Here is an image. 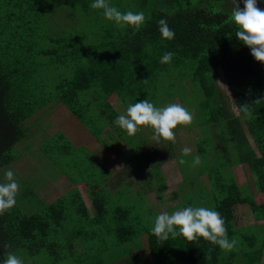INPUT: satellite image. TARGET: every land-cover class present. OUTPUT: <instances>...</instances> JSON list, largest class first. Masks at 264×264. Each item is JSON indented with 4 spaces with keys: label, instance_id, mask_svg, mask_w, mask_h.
Returning <instances> with one entry per match:
<instances>
[{
    "label": "trees",
    "instance_id": "16d2710c",
    "mask_svg": "<svg viewBox=\"0 0 264 264\" xmlns=\"http://www.w3.org/2000/svg\"><path fill=\"white\" fill-rule=\"evenodd\" d=\"M221 1L109 0L121 11L145 13L134 29L105 19L90 0H0V180L5 167L18 177L14 167L25 159L21 167L28 176L16 179L15 204L0 212V245H8L0 250L22 256L24 264L29 257L37 264L42 253L52 264L262 263L264 223L240 226L236 214L238 207L249 208L264 222V200L256 199L264 197V63L235 37V0ZM161 18L172 39L161 37ZM164 51L173 53L170 62H160ZM220 74L238 115L219 89ZM146 98L157 106L176 99L192 115L181 126L195 133L193 149L172 154L182 185L188 169L194 173L177 194L176 208L164 210L168 156L161 153L162 140H150L149 126L127 134L112 123L128 103ZM51 104L72 111L95 139L92 148L76 146L63 133L52 141L37 138ZM123 147L129 158L119 152ZM146 150L149 165L143 162ZM111 154L127 159L135 174L133 165L146 174L111 171ZM240 164L253 172L255 188L238 182L232 168ZM61 177L75 189L52 204L42 202L48 196L41 189L54 190ZM141 193L150 203L159 195L156 214L188 205L214 208L237 244L226 250L179 234L159 239L149 231L156 214L137 200Z\"/></svg>",
    "mask_w": 264,
    "mask_h": 264
},
{
    "label": "clouds",
    "instance_id": "9594fccd",
    "mask_svg": "<svg viewBox=\"0 0 264 264\" xmlns=\"http://www.w3.org/2000/svg\"><path fill=\"white\" fill-rule=\"evenodd\" d=\"M264 0H235L231 9V22L235 26V37L249 48L251 56L264 63V8L258 7ZM242 4L243 7L237 6ZM89 6L101 10V15L121 28H139L144 20L143 11H121L109 0H90ZM158 31L162 38L172 39L174 32L165 19L157 21ZM173 53L164 51L159 60L170 62ZM192 115L182 104L167 103L154 105L148 98L128 103L123 112L117 114L112 123L127 134L137 131L138 126L146 125L152 130L153 140H169L174 136L173 129L177 125L187 124ZM187 151V149H185ZM199 163V157L193 158ZM18 183L11 168L5 167L3 179L0 180V212L10 209L15 204ZM149 231L159 239L176 237L178 234L192 241L203 238L222 249L231 250L237 244L235 238H229L224 227V218L214 208L188 205L171 212H158L152 219ZM0 245V249L7 248ZM0 264H23L20 257L12 252L0 250Z\"/></svg>",
    "mask_w": 264,
    "mask_h": 264
},
{
    "label": "rangeland",
    "instance_id": "374dc122",
    "mask_svg": "<svg viewBox=\"0 0 264 264\" xmlns=\"http://www.w3.org/2000/svg\"><path fill=\"white\" fill-rule=\"evenodd\" d=\"M46 1H47V3H50V0H46ZM203 1L206 4L207 2H210V1L214 2L215 0H206V1L203 0ZM222 2H223L222 5L228 3V2H226V0L221 1V3ZM259 4L261 5L260 7L264 8V3H259ZM216 5L218 6V1L216 2ZM217 82L219 83V87H220L219 89H221L224 92V94H226L228 96V101H230L228 103V106L231 107L232 111L238 115L237 106L234 104L231 92H230L227 84L224 83V77H222L221 74L217 77ZM170 103H178L179 104V102L176 99ZM181 125L182 124L177 125L176 128L173 129V131H175V133H176V134H174L173 138L170 139L172 142H174V144L173 143L171 144V145H173V147L167 143L168 140L167 141L162 140L161 144H159V146L161 147V153L164 156H168V159H167L168 162L165 163V165L162 167V170L165 173L164 176H165V180H166V184H167V188L164 190V193H163L164 210L176 208L179 206V199H177V194H179L180 190H182L185 186H187L188 182L191 181L194 177L193 176L194 173H192L191 170L188 169L189 172L187 175H188L189 181L187 182V184L182 185L184 178L182 176V173H180L177 170L178 166H176V162L174 161V158L172 156V154H176V152L180 148L187 149V150L193 149V138L195 137V133L185 131V129H187V128H183ZM185 126L187 127L186 124H185ZM196 136H197V134H196ZM249 139L252 141L251 137H249ZM150 140H152L151 134H150ZM158 143H160V142H158ZM119 152L121 153V155L124 154L123 156L126 158L130 157L129 153L125 150V147L119 148ZM148 152H149V150H146V152L144 154V158H143V162L146 165H149L148 162L150 161V157L148 155ZM150 153H152V152L150 151ZM181 155H182V152L180 154H178V157H181ZM186 155L190 156L189 154H186ZM178 157H177V160H179ZM121 160H123V159H121ZM186 166H189V165H186ZM133 167L135 168L134 170L137 169L136 172H140V170L138 169V167L136 165H133ZM141 172H143L144 175L146 174V172L143 169H141ZM232 172L236 175V178H237L238 182L240 183V185L244 186L245 188H248V186H250V187L252 186V188H255V185H254L255 177L253 176V172L251 171V169L249 168V166L247 164H240V165L234 166L232 168ZM143 173H139V175H141V177H143ZM202 177H204V178H202ZM201 179L204 180L205 176L202 175ZM49 187H50L49 185H46V188L50 189ZM146 195H147L146 193L145 194L141 193V196H143V197H138L137 200H139V201L141 200V201H143V203H146V206L148 208H152L154 210L153 212L155 213V211H157L158 208H160L159 204H156V202L160 203L159 195L158 194L152 195V200L156 201V202H153L155 204L150 203V197L148 199V196H146ZM84 197L86 198V195H84ZM256 199L258 200L259 203H262L264 200V197H263V195H258L256 197ZM236 218L238 219L237 225H240V226L257 225V224L264 223V222H257L254 215H253L252 210L249 208H244V207H238ZM143 239L144 238H140L139 240H143ZM130 245H131V247L135 248L136 251L137 250L139 251V249H140L139 247L134 246L133 244H130ZM146 247H147V245H146ZM141 252H144V251H141ZM146 252H148V251H146ZM45 255H46V253H42L41 256H38L39 258H38V260H36L37 264H52L51 259L44 257ZM18 257L21 258V260L24 264L25 261L22 258V256H18ZM28 264H35L33 262V260L30 259V257L28 259ZM57 264H70V263L69 262H63V263L57 262ZM237 264H246V263L244 261L243 262L240 261ZM261 264H264V257H263V261Z\"/></svg>",
    "mask_w": 264,
    "mask_h": 264
},
{
    "label": "crops",
    "instance_id": "0c3cea01",
    "mask_svg": "<svg viewBox=\"0 0 264 264\" xmlns=\"http://www.w3.org/2000/svg\"><path fill=\"white\" fill-rule=\"evenodd\" d=\"M46 114H47V119L38 126V129L36 128L38 130L37 138L44 137L45 139L47 140L50 139L52 141L54 137H57V135H60L63 133L66 136V138H68L73 143H75L76 146H91V148L93 147L92 145H94L95 139L91 136L90 132L83 126V124L79 121V119L72 113V111L68 110V107L64 105H52L51 104L47 108ZM249 137L250 136H248V138ZM251 143L253 142L251 141ZM98 145L99 144L96 143L97 147L100 146ZM126 151L128 152V150ZM126 160L123 161L120 159L117 161L111 154V158L109 160V163H110L109 167L111 171H114L117 169L118 170L125 169V171H127L128 173L134 176L135 175L139 176V173H141V170L139 169L140 172H136L135 174V172L133 171V169H131L130 165H128ZM26 162H27V159L15 165L14 169L16 168L15 171L18 173V177L15 176L14 177L15 179L18 178V179H21L22 181H25L28 178V176H26V174L23 173V169L21 167V164L26 163ZM162 172H163V175H165L163 170ZM57 182H58L57 186L55 187L54 190L53 189L50 190L46 187L41 189V192L43 194L45 193L44 195H47L48 199H44L40 197L42 200L41 199L39 200L47 204H52L56 202L58 198H63L66 194L68 195L71 192V190L75 189V184L71 183L65 177L58 178ZM78 189H80V192L83 196V200L86 203L87 208L91 210L92 204L88 198V194L86 193L84 185L83 184L79 185ZM84 195H86V198L84 197ZM40 205L41 204H39V207ZM41 208L37 209L36 212H39Z\"/></svg>",
    "mask_w": 264,
    "mask_h": 264
}]
</instances>
